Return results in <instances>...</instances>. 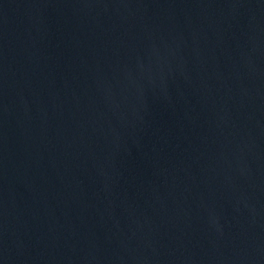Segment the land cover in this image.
<instances>
[{
  "label": "water",
  "instance_id": "water-1",
  "mask_svg": "<svg viewBox=\"0 0 264 264\" xmlns=\"http://www.w3.org/2000/svg\"><path fill=\"white\" fill-rule=\"evenodd\" d=\"M0 264H264V0H0Z\"/></svg>",
  "mask_w": 264,
  "mask_h": 264
}]
</instances>
